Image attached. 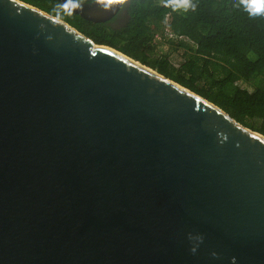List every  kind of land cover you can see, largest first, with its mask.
I'll list each match as a JSON object with an SVG mask.
<instances>
[{"label": "water", "instance_id": "water-1", "mask_svg": "<svg viewBox=\"0 0 264 264\" xmlns=\"http://www.w3.org/2000/svg\"><path fill=\"white\" fill-rule=\"evenodd\" d=\"M58 1L105 22L124 0ZM0 264H264V135L0 0Z\"/></svg>", "mask_w": 264, "mask_h": 264}, {"label": "trees", "instance_id": "trees-1", "mask_svg": "<svg viewBox=\"0 0 264 264\" xmlns=\"http://www.w3.org/2000/svg\"><path fill=\"white\" fill-rule=\"evenodd\" d=\"M22 1L64 19L95 42L152 67L264 135V11L253 15L250 4L242 0H192L195 10L186 9L180 0H124L111 19L92 22L58 0ZM123 9L126 19L114 24V17ZM166 13L171 14L172 30L196 44L171 42L173 50L185 48L183 61L176 67L171 65L169 51L161 53L152 44ZM201 79L206 84L198 86ZM238 81L251 82L252 89L240 86ZM254 119L259 121L258 126H254Z\"/></svg>", "mask_w": 264, "mask_h": 264}, {"label": "built area", "instance_id": "built-area-1", "mask_svg": "<svg viewBox=\"0 0 264 264\" xmlns=\"http://www.w3.org/2000/svg\"><path fill=\"white\" fill-rule=\"evenodd\" d=\"M170 22H171V14L166 13L162 20V29L154 33L152 38V44L156 46V48L159 49L161 53L166 51H169V53L173 51H178L180 53L179 55L181 57V61H183L182 54L185 48L180 47L176 50H173L171 48V42L172 41L183 42L186 45H190L194 47L196 46V44L186 35L177 34L176 32H174L170 26Z\"/></svg>", "mask_w": 264, "mask_h": 264}, {"label": "clouds", "instance_id": "clouds-1", "mask_svg": "<svg viewBox=\"0 0 264 264\" xmlns=\"http://www.w3.org/2000/svg\"><path fill=\"white\" fill-rule=\"evenodd\" d=\"M245 4H250L251 14H259L261 11H264V2L262 0H242ZM180 3L185 6V8H191L195 10V5L192 3V0H180Z\"/></svg>", "mask_w": 264, "mask_h": 264}, {"label": "rangeland", "instance_id": "rangeland-1", "mask_svg": "<svg viewBox=\"0 0 264 264\" xmlns=\"http://www.w3.org/2000/svg\"><path fill=\"white\" fill-rule=\"evenodd\" d=\"M160 2H164V0H159ZM180 53L178 51H173L170 53L169 59L171 61V65H173L174 67H176L179 64V61H181V57L179 55ZM238 84H240V86L242 87H249V89H252L251 87V82L249 81H238ZM205 81L203 79L198 80L197 81V85L198 86H202L205 85ZM254 126H258L259 125V121L257 119H254L253 121Z\"/></svg>", "mask_w": 264, "mask_h": 264}, {"label": "flooded vegetation", "instance_id": "flooded-vegetation-1", "mask_svg": "<svg viewBox=\"0 0 264 264\" xmlns=\"http://www.w3.org/2000/svg\"><path fill=\"white\" fill-rule=\"evenodd\" d=\"M126 19V11L123 9L121 12H119L115 17H114V24H121L122 22H124V20Z\"/></svg>", "mask_w": 264, "mask_h": 264}]
</instances>
